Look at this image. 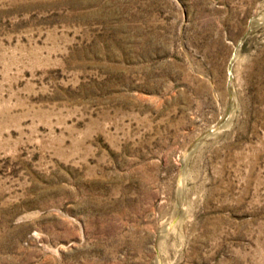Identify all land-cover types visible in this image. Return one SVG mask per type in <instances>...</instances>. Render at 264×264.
Instances as JSON below:
<instances>
[{
    "label": "rangeland",
    "instance_id": "1",
    "mask_svg": "<svg viewBox=\"0 0 264 264\" xmlns=\"http://www.w3.org/2000/svg\"><path fill=\"white\" fill-rule=\"evenodd\" d=\"M0 264H264V0H0Z\"/></svg>",
    "mask_w": 264,
    "mask_h": 264
}]
</instances>
